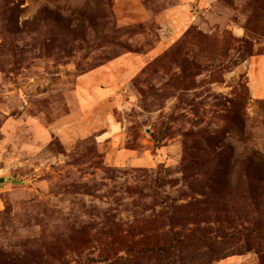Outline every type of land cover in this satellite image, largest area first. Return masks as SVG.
Masks as SVG:
<instances>
[{
  "label": "rangeland",
  "instance_id": "obj_1",
  "mask_svg": "<svg viewBox=\"0 0 264 264\" xmlns=\"http://www.w3.org/2000/svg\"><path fill=\"white\" fill-rule=\"evenodd\" d=\"M0 264H264V0H0Z\"/></svg>",
  "mask_w": 264,
  "mask_h": 264
},
{
  "label": "water",
  "instance_id": "obj_2",
  "mask_svg": "<svg viewBox=\"0 0 264 264\" xmlns=\"http://www.w3.org/2000/svg\"><path fill=\"white\" fill-rule=\"evenodd\" d=\"M1 182V181H0Z\"/></svg>",
  "mask_w": 264,
  "mask_h": 264
}]
</instances>
